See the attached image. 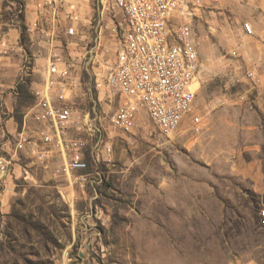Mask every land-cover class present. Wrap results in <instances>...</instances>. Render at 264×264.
Instances as JSON below:
<instances>
[{"label": "rangeland", "instance_id": "1", "mask_svg": "<svg viewBox=\"0 0 264 264\" xmlns=\"http://www.w3.org/2000/svg\"><path fill=\"white\" fill-rule=\"evenodd\" d=\"M27 1L33 13L38 0H0V23L18 31L9 52L34 67L24 78L16 64L0 69L1 117L30 135L54 56L71 74L68 136L84 143L87 169L60 175L59 153L52 172L18 154L17 179L0 189V264H264V0H204L186 20L204 127L171 139L146 116L128 132L111 126L121 98L101 65L118 41L96 0H80L71 21L60 9L76 35L52 31L49 41L27 33Z\"/></svg>", "mask_w": 264, "mask_h": 264}, {"label": "built area", "instance_id": "2", "mask_svg": "<svg viewBox=\"0 0 264 264\" xmlns=\"http://www.w3.org/2000/svg\"><path fill=\"white\" fill-rule=\"evenodd\" d=\"M79 4L80 0H38L32 19L25 24L27 33L40 34L45 41L52 39V31L75 36L76 28L72 24L62 28L58 14L60 9L65 10L71 21ZM205 5L204 0H96L99 16L110 21L111 33L118 41L113 61L101 65L105 85L121 98L111 117L113 128L128 132L146 116L168 139L202 131L204 122L196 101L200 63L190 21L186 20ZM245 31L250 34L251 27L245 25ZM60 64L52 55L46 59L43 85L31 114L34 125L30 135L24 129L11 132L0 114L2 190L7 191L8 182L17 179L18 154L22 152L45 170L59 153L63 163L56 174L87 169L84 143L68 136L75 121L72 79L69 69ZM33 71L31 59H24L21 78L31 76ZM104 152L109 155L110 147L104 146Z\"/></svg>", "mask_w": 264, "mask_h": 264}, {"label": "crops", "instance_id": "3", "mask_svg": "<svg viewBox=\"0 0 264 264\" xmlns=\"http://www.w3.org/2000/svg\"><path fill=\"white\" fill-rule=\"evenodd\" d=\"M26 7L27 9L25 10V12L27 14L30 13V17H32L33 16L32 8L34 7L33 2L27 1ZM1 25H7V24L0 23V27ZM6 27H7V32L0 28V69L5 70L11 64H16L17 73L21 75V62L23 59L22 55L20 54V57L17 58L15 56V53L9 52V49H13V51L16 52L17 49H19V46L17 45L18 31L13 25H7ZM49 167H51L50 172H52V163L49 165Z\"/></svg>", "mask_w": 264, "mask_h": 264}]
</instances>
